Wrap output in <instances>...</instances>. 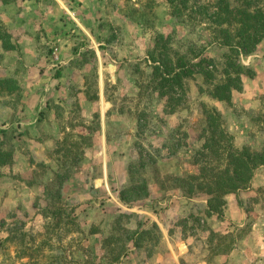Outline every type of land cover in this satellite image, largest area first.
I'll list each match as a JSON object with an SVG mask.
<instances>
[{"label": "rangeland", "instance_id": "obj_1", "mask_svg": "<svg viewBox=\"0 0 264 264\" xmlns=\"http://www.w3.org/2000/svg\"><path fill=\"white\" fill-rule=\"evenodd\" d=\"M228 2L0 0V264H264V165L212 209L177 179L198 172L210 108L264 148V39L230 54L220 32L237 43L238 9L264 0ZM237 55L254 74L212 97ZM153 56L189 71L165 81Z\"/></svg>", "mask_w": 264, "mask_h": 264}, {"label": "trees", "instance_id": "obj_2", "mask_svg": "<svg viewBox=\"0 0 264 264\" xmlns=\"http://www.w3.org/2000/svg\"><path fill=\"white\" fill-rule=\"evenodd\" d=\"M217 6L220 11L230 10L228 0H218ZM237 13L240 22V27L235 34V38H239L237 43H231L234 37L227 28L221 26L220 32L225 36L227 35L228 40L226 42L228 43L226 45L230 54L232 52L245 54L253 51L256 45L264 39V11L259 8L254 11L241 8L238 9ZM217 18L220 25L227 21L220 16ZM238 55L234 59H227L224 63L225 78L211 88L209 94L212 97L222 101H230L233 91L242 88L243 75L252 76L254 74L251 68L241 63ZM153 58L155 62H159L155 68L157 72L161 70V74L165 76V81L173 79L181 83L182 75L189 71V68L185 69L183 66L180 67V71H176L166 61L162 60L161 64L159 59L154 56ZM211 62L213 61L201 59L193 66L198 67L207 80H212L215 78L216 69L214 63L210 65ZM161 94L166 95L164 89L161 90ZM206 116L208 124L205 128V141L201 149L196 152L195 158L196 163H199L198 172L188 174L186 177H177V179L182 181V186L189 195L195 194L196 189L208 194L210 196L209 207L212 209L223 201L226 194L236 192L249 185L256 169L264 165V148L254 150L250 146L242 148L235 146L232 137L222 126L221 113L210 108L207 110ZM137 189L138 186L136 185L124 188L121 193L122 200L129 202L126 194H133Z\"/></svg>", "mask_w": 264, "mask_h": 264}]
</instances>
